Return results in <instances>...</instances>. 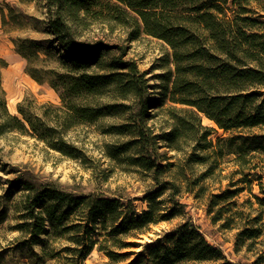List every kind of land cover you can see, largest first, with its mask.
Returning <instances> with one entry per match:
<instances>
[{"label": "trees", "instance_id": "obj_1", "mask_svg": "<svg viewBox=\"0 0 264 264\" xmlns=\"http://www.w3.org/2000/svg\"><path fill=\"white\" fill-rule=\"evenodd\" d=\"M236 1L43 0L49 17L47 32L64 52L60 56L64 73L57 75V83L49 81V86L59 95L61 106L54 107L57 115L53 119L45 118L37 131L21 104L17 111L22 119H18L8 113L2 100L3 123L14 122L17 130L28 134V129L37 131L47 146L76 157V149L63 137L70 128L94 124L106 116L117 117L123 113L121 107L129 110L126 105L101 103L100 99L112 91L122 100H133L136 108L124 124L114 128L115 134L132 140L109 150L111 156L137 147L147 152L155 146L159 137L151 136L147 128L150 105L147 84L133 63L123 62L122 55L115 56L117 47L102 38L85 37L84 32L93 21L110 30L123 28L131 40L143 33L171 48L175 69L169 100L190 109H179L182 114L173 115L171 131L163 136L169 148L178 150L182 132L191 130L184 114L199 127V115L203 114L219 129L238 132L219 142L227 143L239 158L264 156V32H254V27L247 23L249 19L241 16L242 12L227 15V11L233 12L230 7L235 10L238 6ZM15 51L28 63L38 58L39 53L37 43L30 39L15 43ZM0 64L1 68L7 65L1 59ZM94 68L104 73L92 71ZM118 69L127 72H114ZM36 72L32 67L26 69L35 82L42 84L44 81ZM209 134L206 130L202 139L206 141ZM139 161L155 173L166 167L142 156ZM159 175L155 180L158 181ZM164 184L167 185L162 183L145 195L147 209L138 212L130 200L72 197L55 189L35 190L26 183L11 181V190L25 191L18 215L22 222L17 228L26 236L29 264H46L54 259L58 256L54 244L62 240L72 244L64 247V251L71 252V264H83L95 248L108 258L109 264H234L188 221L178 224L154 243L136 242L151 226L181 215L180 210L165 206L169 200L159 199L166 190ZM238 192L240 189L224 190L213 198L226 200ZM254 198L258 210L251 207L257 214L251 220L258 222L264 213V199ZM211 205H217V200L211 201ZM260 234L258 228L245 227L237 233L235 245H239L238 240H254ZM33 246H38L39 252L32 250ZM135 247L141 248L133 251ZM254 264H264V253Z\"/></svg>", "mask_w": 264, "mask_h": 264}, {"label": "rangeland", "instance_id": "obj_2", "mask_svg": "<svg viewBox=\"0 0 264 264\" xmlns=\"http://www.w3.org/2000/svg\"><path fill=\"white\" fill-rule=\"evenodd\" d=\"M236 2V9L230 7L233 12L229 10L227 15L242 12L241 16L249 19L247 23L254 27V32H264V0ZM48 18L43 0H0V59L7 64L0 67V102L4 100L8 113L18 119H22L17 111L21 104L37 131L45 118L53 119L57 115L54 107H60L61 101L49 81L57 83V75L65 71L60 60L64 52L47 32ZM84 35L88 40L102 38L117 47L115 56L122 55V61L133 63L143 76L150 102L147 128L151 136L159 138L147 152L137 147L111 156L109 150L132 140L129 136L115 134L114 128L124 124L136 108L133 100H122L112 91L100 99L101 103L126 105L129 110L121 107L123 113L117 117L106 116L97 123L70 128L63 137L76 149V157L50 148L37 131L28 129V134L17 130L14 122L3 123L0 114V264H29L28 246L24 244L26 236L17 228L22 222L18 215L25 191L11 190V181L26 183L35 190L55 189L72 197L130 200L138 212L147 209L145 195L167 183L159 199L169 200L165 206L180 210L181 215L151 226L136 242L154 243L178 224L188 221L198 227L210 245L220 249L227 261L254 264L264 253V213L258 222L251 220L257 215L252 209L258 208L254 197L264 199V156L239 158L227 143L219 142L238 132L219 129L203 114L199 115L200 127L184 114L191 130L182 132L184 136L179 140L178 150L169 148L163 136L171 131L173 115L182 114L179 109H190L169 100L175 69L171 48L164 41L143 33L131 40L127 30L120 27L110 30L93 21ZM25 39L34 40L38 45V58L30 63L15 51V43ZM29 67L37 69V75L44 81L42 84L26 73ZM92 71L104 73L96 68ZM206 130L210 134L205 141L202 136ZM252 132L260 133L259 130ZM141 156L146 161L166 166L159 169L160 184L155 180L158 174L155 170L141 166ZM234 189L240 192L232 198H213L224 190ZM216 200L217 205L212 206L211 201ZM245 227L258 228L261 234L254 240H238L237 246V233ZM64 247H72V244L65 240L54 244L58 256L46 264H71V252L64 251ZM32 250L39 252V247L33 246ZM83 264H109V260L95 248Z\"/></svg>", "mask_w": 264, "mask_h": 264}]
</instances>
